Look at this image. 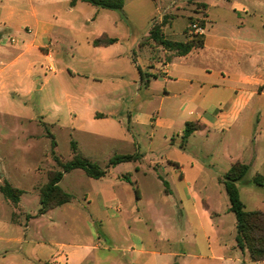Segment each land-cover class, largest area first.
<instances>
[{"label": "crops", "instance_id": "crops-1", "mask_svg": "<svg viewBox=\"0 0 264 264\" xmlns=\"http://www.w3.org/2000/svg\"><path fill=\"white\" fill-rule=\"evenodd\" d=\"M226 1L231 3L233 18L214 20L211 12L206 11L205 32L199 38L202 47L195 48L188 55L174 56L172 52L157 47L152 41L144 43L149 37L150 28L141 45L148 47L151 55L141 65L135 52L136 37L131 36L130 24L123 28L125 33L120 34L119 29L124 19L115 17L114 13L117 11L83 2L70 7L71 0H0V117L9 116L19 127L26 128L22 134L27 144L40 138L32 131V126H41L47 138V131L54 137L50 129L60 120L49 117L44 112L31 115V107L16 97L32 94L30 78L41 80L37 76L39 72L36 67L42 65V58L47 61L53 57L49 47L56 37V28H65L73 35L76 55L72 56V60L76 62L79 70L67 69L62 73H69L72 80L82 81V112L88 121L91 124L101 121L104 125L101 132L111 141L117 142L123 138L136 141L140 131H147L152 144L163 139L170 151L164 158V165L170 166L172 172L179 174L180 180L190 186L185 174L186 168L176 158L174 149L178 147L186 150L189 141L198 133L208 137L210 126H213L212 121L220 119L218 128L224 132L232 129L242 117L247 121L248 128H255V143L258 137L264 140V89L260 90L264 86V0ZM59 5H64V10ZM62 11L67 16L76 13L79 16L71 22L56 26L52 19L62 14ZM97 23L98 26L93 28ZM92 29L96 30L95 35L91 34ZM11 32H17L21 39H11ZM103 35L116 39L117 42L106 47L94 46V41ZM45 68L56 74L51 63ZM138 68L150 76H155L150 79L148 86L142 81ZM62 79L66 81V78ZM43 87L44 85L38 89L42 90ZM62 92L66 93L63 90ZM214 110L219 112L215 118L207 115ZM189 122L199 123L202 129L184 143L183 132ZM2 127H8V124L2 123ZM79 129L89 134L82 119L79 120ZM76 144L79 151L78 143ZM142 157L138 162L110 167L103 179L107 177L109 170L114 173L122 165L141 162ZM155 165L161 168L159 162ZM190 169L192 171L194 167L191 166ZM59 170L61 168L56 163L50 171ZM140 170V166L136 165L135 171ZM3 171L0 174V187L9 183L14 189L21 191L22 196L18 206L14 207L0 192V264H197V261H204L208 259L209 253H213L207 234H203L201 243H206L208 248L196 253V233L191 230L189 232L192 236H186V226L190 224L189 220L183 219L177 220L175 225L171 224L172 230L168 234L159 229L153 231L146 220H135L136 233L128 227L127 239L124 244L118 243V246L107 236L104 240L101 236L96 240L75 236L67 243L53 240L49 245L37 242L36 239H30L28 232H25L29 229L32 216L26 212L22 203L25 193L29 191L22 189L21 183L14 178L16 172L5 167ZM38 171H41L40 168ZM74 171L82 170L69 173ZM129 177L131 176L128 174L122 179L118 178L132 184ZM158 178L166 181L160 175ZM44 185L37 183L33 187L32 192L39 195V200L40 188ZM169 189L168 195H173L170 185ZM138 195L136 197L135 194V199L141 202L139 190ZM98 198L103 205L119 201L114 190L108 187L102 189ZM243 204L245 205L244 202ZM245 208L246 211H251L246 205ZM3 209L6 211L4 219L1 215ZM257 210L260 209L252 211ZM260 211L264 212V209ZM39 215L43 216L40 211ZM189 222L193 223L196 230V222ZM52 224L57 225L56 221ZM155 232L157 236H154ZM153 237L160 240H154ZM160 241L167 243L163 252L155 245ZM236 249L237 244L232 250ZM212 259L231 261L230 258L213 255ZM236 262L239 263L240 260L237 259Z\"/></svg>", "mask_w": 264, "mask_h": 264}, {"label": "rangeland", "instance_id": "rangeland-1", "mask_svg": "<svg viewBox=\"0 0 264 264\" xmlns=\"http://www.w3.org/2000/svg\"><path fill=\"white\" fill-rule=\"evenodd\" d=\"M205 5L208 6V10ZM58 7L64 10V5ZM206 11L211 12L214 20L233 18L231 3L226 0H125L124 10L114 14L115 17L124 19L125 23L122 22L119 29L121 35L125 33L123 28L130 24L131 36H135L137 40L136 56L143 65L151 51L148 47L142 46L141 42L148 35L152 24L159 25L166 18L171 22L174 18L163 29L164 35L168 40L184 43L187 41L185 35L187 28L192 23L204 20ZM77 16L78 13L67 16L63 12L52 19V22L56 26L63 25ZM97 26L98 23L93 28ZM11 33L9 36L11 39H21L17 32ZM95 33L96 30L92 29L91 34ZM75 49L73 35L65 28L57 27L56 37L49 47L53 57L47 61L44 58L39 59L42 65L36 67V71L39 72L37 76L41 77V80L30 78L32 94L27 97L22 95L16 97L31 107V115L44 112L49 117H57L60 120L50 129L56 147L52 148V141L46 137L43 127H31L40 138L34 143L27 144L22 134L26 128L19 127L9 116L0 117V174L4 173L3 167L16 172L14 178L21 183L22 189L29 191L25 193L22 206L32 216L29 229L23 228L28 232L30 239L49 245L53 240L67 243L75 236L94 240L98 236L104 240L107 236L118 246V243L124 244V240L127 239L128 227L136 233L135 220H146L153 231L159 229L164 234L171 232V224L175 225L177 220H193L196 222V230L193 223L188 221L190 226H186L185 233L189 238L192 236L189 231L196 233V253L208 248L206 243H201L203 234H207L213 252L208 254V259L197 261V264H253L248 254H243L238 249L232 250L236 247V218L229 212L230 202L218 178L227 173L232 163L236 161L248 165L249 173L238 183L242 201L248 210L264 209V188L254 184L256 175L264 176V140L258 137L255 143L254 138L257 136L255 128H248L247 121L241 117L232 129L222 132L218 128L220 119H217L211 122L213 126H210L208 137L198 133L189 141L186 150L176 147L174 149L176 158L186 168L185 174L190 184L187 186L180 180L179 174L175 175L170 166L164 165V158L170 151L163 139L152 144L146 134L147 131H140L136 141L130 138L111 141L101 132L104 128L101 121L97 124L88 121L82 112L81 92L84 90L82 81L72 80L69 73L66 72L64 75L62 73L67 69L79 70L76 62L72 60V56L76 55ZM50 63L54 66L56 74L46 70L45 67ZM63 77L66 81H63ZM42 85L43 89H38ZM62 90L72 96H68ZM218 113V110H214L207 115L215 118ZM80 119L85 121L88 128L86 132L89 134L85 133V130L79 131ZM4 122L8 127H2ZM72 141L78 143L79 153L83 157L103 169L107 168L114 156L140 153L143 159L136 164L122 165L114 173L109 170L107 177L101 180L90 179L82 171L65 174L60 186L74 196L73 203L40 216L39 195L32 192L33 187L37 183L43 185L47 183L49 171L56 166L53 150L55 156L64 164L73 159ZM157 162L161 168L155 165ZM136 165L141 168L139 172L135 171ZM191 166L194 167L193 172ZM39 168L41 171H38ZM164 169H167V172H164ZM128 174L131 176L129 178L132 184L119 179ZM159 175L169 183L173 195L166 194V188L159 180ZM105 187L114 190L118 202L102 204L98 195L102 194ZM136 190L141 193V202L135 199ZM5 214L6 211L3 209L1 214L3 219ZM54 221L57 223L55 226L52 224ZM153 234L158 235L157 232ZM155 245L163 252L167 243L160 241ZM212 255L230 258L231 261L221 262L219 259H212ZM237 259L240 260L239 263L236 262Z\"/></svg>", "mask_w": 264, "mask_h": 264}, {"label": "trees", "instance_id": "trees-1", "mask_svg": "<svg viewBox=\"0 0 264 264\" xmlns=\"http://www.w3.org/2000/svg\"><path fill=\"white\" fill-rule=\"evenodd\" d=\"M78 2L88 3L92 6L112 10L121 11L124 8V0H71L70 7H74ZM207 9V6H204ZM168 18L164 19L159 25L152 24L149 37L144 43L153 42L157 47H162L168 52H172L174 56H185L188 55L195 48L202 47V41H187V42H175L168 40L163 32V28L169 23ZM200 24L204 27L205 20L200 21ZM117 42L116 39H111L106 35L96 39L94 41V46L96 47H106L113 45ZM169 59V58H168ZM141 75L142 81L145 86H148L150 79L155 76H150L138 68ZM264 86L260 88L263 90ZM202 129V125L195 122H189L185 125L183 132V142L186 143L187 139L192 136L195 132ZM48 137L52 141V148L56 147V142L54 137L47 131ZM71 151L73 154V159L68 163H62L59 158L55 156L53 150V156L57 165L61 168L59 171H50L48 173V182L40 188V201L41 210L40 214H46L47 212L71 203L73 201V196L64 192L59 183L62 181L64 175L73 170H82L86 176L94 180L103 179L106 176L107 169L113 166H117L122 163L138 162L141 160L142 155H123L114 156L110 159L109 164L106 169L99 167L98 165L92 163L87 158L83 157L79 153L77 144L73 141L71 142ZM249 166L236 161L231 165V168L227 173L219 176L218 182L223 185L225 192L228 196L230 202L229 212L233 213L236 218V244L238 249L242 252H247L249 258L254 263H264V212L257 211H246L245 205L243 204L238 183L242 181L249 173ZM128 182L129 179L126 178ZM166 188L165 192L170 194L169 185L166 181L161 179ZM254 184L258 187L264 188V177L262 175H256L254 178ZM0 192L2 195L10 200L14 207L18 206L22 192L14 189L9 183H5L0 187ZM136 197H138V191H135Z\"/></svg>", "mask_w": 264, "mask_h": 264}, {"label": "built area", "instance_id": "built-area-1", "mask_svg": "<svg viewBox=\"0 0 264 264\" xmlns=\"http://www.w3.org/2000/svg\"><path fill=\"white\" fill-rule=\"evenodd\" d=\"M204 32L205 28L199 22H195L190 24V26L186 30L185 35L187 41H198Z\"/></svg>", "mask_w": 264, "mask_h": 264}]
</instances>
